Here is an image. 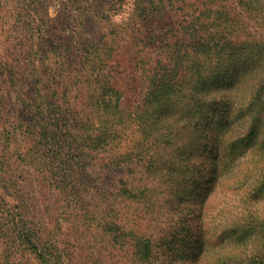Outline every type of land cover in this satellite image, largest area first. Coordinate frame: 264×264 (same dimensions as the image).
I'll return each instance as SVG.
<instances>
[{
	"label": "trees",
	"instance_id": "1",
	"mask_svg": "<svg viewBox=\"0 0 264 264\" xmlns=\"http://www.w3.org/2000/svg\"><path fill=\"white\" fill-rule=\"evenodd\" d=\"M97 1V8L79 6L75 25L67 35L44 30L38 33L37 41L24 44L26 51L36 48L43 55H52L49 71H33L38 84L35 92H23L19 75L6 63L0 65V87L15 89L18 102L28 109L24 121L29 131L28 136L21 131L3 133L0 167L14 171L20 165L24 173L34 168L47 187L66 191L77 179L75 165L91 147L99 150L93 161L100 169L117 168L138 157L144 160L142 174L148 175L154 145L169 144L170 119L176 116L192 122L189 135L195 133L194 143H200L206 135L197 133L198 120L209 106L223 116L221 108L229 103L225 90L239 80L245 93L241 100L252 108L249 115L253 124L261 120L264 0ZM117 15L121 17L114 20ZM122 55L130 58L129 67L138 74L142 88L134 106L122 105L125 89L114 76ZM46 74L49 83L57 79L61 97L58 91L45 95L39 90L45 89L39 85ZM238 112L240 118L246 114ZM127 128L137 134L135 149L129 152L124 151L120 137ZM218 153L214 148L216 158ZM218 169L213 165V171L217 173ZM158 190L148 182L124 186L113 193L110 204L141 201L149 208ZM118 197L122 198L119 202ZM118 212L114 210L112 226L120 235L110 239V245L131 246L133 260L141 261L154 244L155 233L153 229L137 231L141 227L137 220L129 227L131 219ZM0 218L6 264H70L63 248L34 231L26 211L18 204L0 211ZM20 252L31 255L35 263L25 258L12 263L10 258Z\"/></svg>",
	"mask_w": 264,
	"mask_h": 264
},
{
	"label": "rangeland",
	"instance_id": "2",
	"mask_svg": "<svg viewBox=\"0 0 264 264\" xmlns=\"http://www.w3.org/2000/svg\"><path fill=\"white\" fill-rule=\"evenodd\" d=\"M97 4V0H78L76 4L68 0H0V65L6 63L19 75L23 92L37 90L34 70L52 67L50 52L26 51L24 44L37 41L44 30L67 35L75 25L79 6L97 8ZM119 59L114 76L125 89L122 105L134 106L142 92L138 74L130 69L129 57ZM49 81L46 74L39 85L45 89L39 90L45 95L58 91L61 97L57 79ZM242 83L239 80L225 90L229 103L221 108L223 116L209 106L198 120L197 133L206 135L200 143H194L195 133L189 135L192 122L172 117L169 144L154 145L148 175L142 174L144 160L138 157L117 168L100 169L93 161L99 150L91 147L75 165L77 179L66 191L47 187L34 168L24 173L20 165L14 171L0 167V211L21 206L34 231L63 248L70 264H264V112L253 124L252 108L241 100L245 94L239 87ZM238 110L246 114L240 118ZM26 115L28 109L18 102L15 89L0 87V155L5 131L29 135ZM120 137L124 151H131L137 134L127 128ZM214 148L219 151L217 158ZM50 165L55 168L57 164ZM213 165H218L217 173ZM145 182L159 187L149 208L141 201H126L127 207L125 201L110 204L120 188ZM114 210L131 219L129 227L137 220L141 225L137 231L153 229L154 244L141 261L133 260L131 246L110 245V239L120 235L113 231ZM6 252L1 239L0 264H6ZM31 257L20 252L10 260L17 263L25 258L35 263Z\"/></svg>",
	"mask_w": 264,
	"mask_h": 264
}]
</instances>
